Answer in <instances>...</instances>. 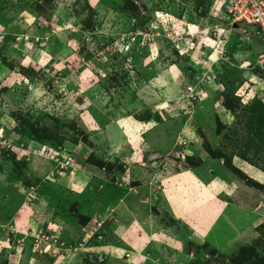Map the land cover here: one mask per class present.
<instances>
[{
	"label": "rangeland",
	"instance_id": "rangeland-1",
	"mask_svg": "<svg viewBox=\"0 0 264 264\" xmlns=\"http://www.w3.org/2000/svg\"><path fill=\"white\" fill-rule=\"evenodd\" d=\"M223 4L0 0V264H264V44Z\"/></svg>",
	"mask_w": 264,
	"mask_h": 264
},
{
	"label": "built area",
	"instance_id": "built-area-1",
	"mask_svg": "<svg viewBox=\"0 0 264 264\" xmlns=\"http://www.w3.org/2000/svg\"><path fill=\"white\" fill-rule=\"evenodd\" d=\"M225 20L232 26H251L264 43V0H223ZM250 28V27H249ZM257 64L264 66V53L257 58Z\"/></svg>",
	"mask_w": 264,
	"mask_h": 264
},
{
	"label": "crops",
	"instance_id": "crops-1",
	"mask_svg": "<svg viewBox=\"0 0 264 264\" xmlns=\"http://www.w3.org/2000/svg\"><path fill=\"white\" fill-rule=\"evenodd\" d=\"M214 10L212 11H209L210 12V15H215V12H213ZM214 13V14H213Z\"/></svg>",
	"mask_w": 264,
	"mask_h": 264
},
{
	"label": "trees",
	"instance_id": "trees-1",
	"mask_svg": "<svg viewBox=\"0 0 264 264\" xmlns=\"http://www.w3.org/2000/svg\"><path fill=\"white\" fill-rule=\"evenodd\" d=\"M261 44H264V43H261Z\"/></svg>",
	"mask_w": 264,
	"mask_h": 264
}]
</instances>
